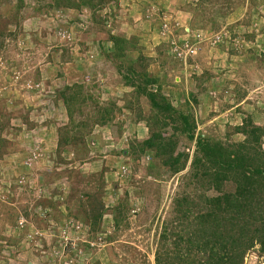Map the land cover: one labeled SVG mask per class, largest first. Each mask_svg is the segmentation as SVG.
<instances>
[{"label":"rangeland","instance_id":"374dc122","mask_svg":"<svg viewBox=\"0 0 264 264\" xmlns=\"http://www.w3.org/2000/svg\"><path fill=\"white\" fill-rule=\"evenodd\" d=\"M23 1L19 12V0L0 8L10 9L0 17V133L10 151L0 157V264H156L157 249L173 251L186 229L178 200L188 197L194 219L205 195L238 186L227 179L219 192L194 178L196 136L235 148L245 118L264 130V0ZM110 35L130 43L122 61L110 56ZM122 62L157 78L178 109L190 101L197 127L179 142L181 172L132 150L154 131L153 115ZM77 86L93 100L75 101L73 124L61 94ZM104 107L114 109L109 128L94 123ZM164 231L174 234L163 241ZM243 264H264L258 245Z\"/></svg>","mask_w":264,"mask_h":264},{"label":"trees","instance_id":"16d2710c","mask_svg":"<svg viewBox=\"0 0 264 264\" xmlns=\"http://www.w3.org/2000/svg\"><path fill=\"white\" fill-rule=\"evenodd\" d=\"M102 1L82 0V3H76L73 0H55L57 6L63 5L72 9L82 6L95 8ZM9 2L11 0H0V8L4 4L10 7ZM24 6V1L19 0L16 4L17 11ZM9 10H0V17L3 14L9 15ZM3 36L4 34L0 33V39ZM109 38L113 43L110 56L122 61L131 48L129 41L114 35ZM124 64L119 63L118 67L125 84L133 90L136 100L144 97L149 101L153 115L151 120L154 131L141 146H133L132 150L141 154L151 152L173 174L181 172L188 162V153L179 150V142L181 139L192 142L197 127L188 108L190 101L186 100L187 111L178 109L161 92L157 78L145 71L134 70L131 62H128V67H124ZM61 95L73 124L75 101L86 103L89 98L93 100L92 97L84 95L81 86L68 87ZM191 100L195 102L194 96ZM113 110L108 107L101 108L100 117L94 119V123L103 127L112 123ZM84 126L86 127V124L78 123L76 127L83 130ZM168 126L173 129L169 136L163 131ZM236 130L243 135L244 140L235 144V148L224 147L222 143L197 135L196 157L193 161L196 180L206 179L209 188L214 187L216 191L221 192L224 181L235 177L238 183L236 191L221 193L215 197L205 195L203 201L207 205V211L201 212L194 219L189 217L191 212L188 197L178 200L176 204L180 209L177 211L182 212V217L179 216L178 220L186 229L177 234L171 233L176 240L173 251L164 248V244L157 249L156 264H243L247 251L257 245L264 257V151L261 149L264 130L248 118H245ZM8 141L0 133V157L10 155V151L5 152ZM198 170H202V173ZM184 203L188 204L185 210L182 209ZM185 218H191V221L185 224ZM171 234L164 231L162 240L172 237Z\"/></svg>","mask_w":264,"mask_h":264},{"label":"crops","instance_id":"0c3cea01","mask_svg":"<svg viewBox=\"0 0 264 264\" xmlns=\"http://www.w3.org/2000/svg\"><path fill=\"white\" fill-rule=\"evenodd\" d=\"M108 128H109V125H106ZM103 128H106V127H103ZM109 130V129H108Z\"/></svg>","mask_w":264,"mask_h":264}]
</instances>
